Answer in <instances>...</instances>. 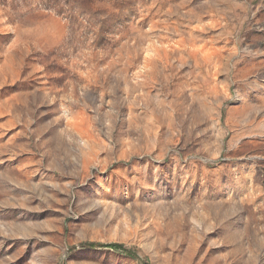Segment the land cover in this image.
<instances>
[{"label":"rangeland","instance_id":"1","mask_svg":"<svg viewBox=\"0 0 264 264\" xmlns=\"http://www.w3.org/2000/svg\"><path fill=\"white\" fill-rule=\"evenodd\" d=\"M0 264H264V0H0Z\"/></svg>","mask_w":264,"mask_h":264},{"label":"trees","instance_id":"2","mask_svg":"<svg viewBox=\"0 0 264 264\" xmlns=\"http://www.w3.org/2000/svg\"><path fill=\"white\" fill-rule=\"evenodd\" d=\"M105 247V248H110L113 249L115 251H120L122 252L123 255H125L126 257L133 259L135 261H140L138 255L130 250V249H126L125 247H123L122 245L119 244H108V245H96V244H92V243H85L80 245L81 248H92V247Z\"/></svg>","mask_w":264,"mask_h":264}]
</instances>
